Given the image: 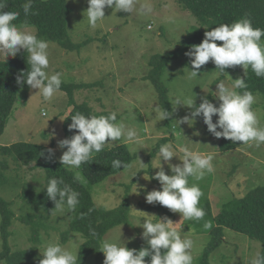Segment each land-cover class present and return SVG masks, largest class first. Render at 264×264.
Returning a JSON list of instances; mask_svg holds the SVG:
<instances>
[{
  "label": "rangeland",
  "instance_id": "obj_1",
  "mask_svg": "<svg viewBox=\"0 0 264 264\" xmlns=\"http://www.w3.org/2000/svg\"><path fill=\"white\" fill-rule=\"evenodd\" d=\"M66 3L70 9L67 36L72 43L80 46L79 49L67 50L57 42L47 40L50 63L46 71L49 75L61 72L62 83L83 86L74 88L71 94L60 89L49 101H44L36 94L38 89L20 90L7 126L0 136V146L19 141L52 146L53 154L60 162V156L67 149H61L58 141L64 136L63 120L70 108V101L86 103L94 112L115 111L117 122L123 121L135 128L142 144H128L122 138L106 145L110 147L124 143L134 159L128 167L99 183H85L96 206L110 210L126 201L129 207L127 223L109 229L101 242L115 237L121 229V239L127 242L129 249L148 247L141 236L143 229L137 226V222H143L145 213L157 216L154 219L167 216L173 223H177L175 227L181 231L182 236L187 235L193 240V264H199L203 250L212 237L211 229L203 228L204 222L211 221L213 226V217L230 200L242 197L255 186L264 185V145L257 148L242 142L233 143L223 137L216 138L207 130L202 116L196 117L192 125L184 123L178 126L176 120L190 116L191 109L176 105L175 100L177 97L182 100L196 97L195 103L198 106L202 98L206 97L218 106L219 101L212 96V92L217 90L216 84L223 80L230 87L232 79L242 78L245 70L238 65L219 74L216 66L209 61L198 70V77L189 78V71L193 69L185 52L190 46L202 42L204 38L198 40V34L205 27L176 0H139L140 4L151 5L152 11L147 16L135 12H117L106 7V17L98 22L95 29L88 25L86 15L83 16L88 7L87 0H66ZM16 26L23 30H34L37 34L33 25ZM37 38L43 39L39 36ZM261 41L264 44V40ZM217 44L222 42L217 41ZM177 49V55L165 66L159 77L167 89L170 106L169 118L160 121L155 108H164L158 100L156 87L145 76L152 68L149 60L153 55ZM253 95L256 100L252 109L257 112L259 126L264 127V95L258 91ZM217 119V116H213L214 123ZM223 139L232 142L234 148L220 150L219 145ZM166 143H172L174 150L178 144H185L193 151L214 155L212 173H206L199 181L189 177V183L198 184L203 193L199 206L206 215L199 222L181 220L180 213H173L158 203H146V192L161 188L157 180L150 178L159 171L155 169L158 166L157 152L160 145ZM180 155L182 153L177 150V156ZM4 163L6 166L3 168ZM171 163L178 164L181 161L173 157ZM162 167L166 174H172L167 164L162 162ZM68 169L74 173L77 171ZM134 174L137 175L133 177ZM81 180L84 181L83 176ZM44 184L45 171L42 167L34 163L25 164L0 153V197L11 203L10 208L14 214L8 227L9 249L14 252L32 248L30 261L42 258L37 248H42L48 241L58 242L68 248L73 242L81 245L84 241L80 233L69 230L74 212L66 209L36 211L32 202L21 196L23 190L40 191ZM26 215H35L34 220L40 221L35 239H32L30 225L20 220ZM37 215L43 217L40 219ZM260 249L261 243L258 240L225 227L222 240L210 252L209 264H250ZM76 251L79 253V248ZM104 259V254L100 258L92 254L84 263L77 264H103ZM145 259L149 261L150 257ZM0 264L6 263L1 260Z\"/></svg>",
  "mask_w": 264,
  "mask_h": 264
},
{
  "label": "clouds",
  "instance_id": "obj_2",
  "mask_svg": "<svg viewBox=\"0 0 264 264\" xmlns=\"http://www.w3.org/2000/svg\"><path fill=\"white\" fill-rule=\"evenodd\" d=\"M88 7L83 12L86 15L88 25L95 29L99 21L105 16V8L115 9L117 12L136 13L147 16L151 13L150 4H140L139 0H87ZM33 0H26L23 11L28 15L32 11ZM6 0H0V59L6 62L9 56L15 57L21 49L28 53L26 71L17 76L16 83L26 84L30 89H38L44 101L52 99L60 90L62 73L56 72L49 75V43L38 39L35 31L18 28L13 21L18 19L19 13L5 11ZM149 27H151L149 25ZM264 29L254 28L252 21L245 17L231 24H220L212 30L205 31L204 39L198 45L190 46L185 55L190 58L193 70L189 71V78L198 77V70L211 61L219 74L226 73L225 69L234 66H242L245 70L251 67L257 77H264ZM217 41L222 44H217ZM217 90L212 96L219 101L215 106L206 97L197 106L196 97L187 99L176 98V105H184L191 109L190 116L186 115L176 120L177 125L194 123L196 117L202 116L207 130L216 138H225L233 143L242 142L246 145L260 147L264 145V127L259 126L257 112L252 109L255 96L247 90L244 78L232 79L231 86H226L223 80L216 84ZM236 89H243L242 93ZM35 94V95H36ZM157 118L162 121L169 118V112L155 108ZM213 116H217L213 122ZM69 131L76 130L70 138L58 141L61 149H67L60 156V163L64 167L76 169L75 179L81 180L79 169L82 164L88 163L94 153L103 151L106 145L123 138L125 143L140 146L142 144L135 128L126 125L123 121L117 122V113L108 115L85 116L77 112L71 116ZM217 129H220L219 131ZM193 143V142H192ZM177 150L182 155L177 156ZM49 154L53 153L48 149ZM43 155V153H41ZM159 169L150 179H155L161 185L160 190L146 192L145 200L148 204L158 203L168 208L173 213H180L181 220H194L199 222L204 219L206 213L199 206L203 193L198 184H190L189 177L196 181L202 180L206 173L214 171L212 153H202L191 150L185 144H178L174 150L172 143L160 145L158 152ZM176 157L181 161L172 164ZM141 162V161H140ZM162 162L168 165L171 175L166 174ZM143 165L144 163L141 162ZM112 167L116 169L128 167L120 159L112 161ZM137 174H134L135 177ZM137 186V185H136ZM43 189H46L47 197L55 204L53 210L74 212L79 204V192L63 179L51 178ZM136 191H138L136 189ZM145 213V212H144ZM146 216L137 226L143 229L142 239L148 247L140 250L129 249L126 241L121 239L122 232L111 239H104L100 245V251L104 254L103 264H193L192 248L193 240L187 235L182 236L171 219L167 216ZM180 220V221H181ZM205 230L212 228L211 221L203 224ZM92 236L96 232L92 230ZM134 239V237H133ZM79 243L73 242L71 247L62 246L58 242L48 241L42 248H37L42 256L38 264H77ZM145 257H150L145 261ZM250 264H264V255L257 253Z\"/></svg>",
  "mask_w": 264,
  "mask_h": 264
},
{
  "label": "trees",
  "instance_id": "obj_3",
  "mask_svg": "<svg viewBox=\"0 0 264 264\" xmlns=\"http://www.w3.org/2000/svg\"><path fill=\"white\" fill-rule=\"evenodd\" d=\"M184 9L191 11L198 19L199 23L205 28L198 34V40L204 38L205 31L212 30L220 24H231L242 18H249L254 28L264 29V0H176ZM26 0H6L5 11L18 12V19L13 21L15 25H33L37 29V37L44 40L57 42L67 50L79 49V44L72 43L67 36V16L70 12L66 0H33L32 11L25 15L23 4ZM264 40V37L261 38ZM179 49L165 53L155 54L149 64L152 66L145 78L149 79L157 89L158 100L166 111H170L167 100V89L159 81V77L165 66L177 55ZM28 53L21 50L15 57L7 58L6 62L0 59V136L7 126L11 116L17 96L20 90L29 87L16 83L17 76L26 71ZM246 80L247 90L261 92L264 95V77H257L251 67L242 76ZM83 84L61 83L60 89L68 94L72 90ZM242 93L243 89H237ZM72 108L63 120L64 136L70 138L76 130L69 131L71 116L77 112L90 115H108L110 111L94 112L86 103H69ZM163 140V139H161ZM232 142L221 140L219 149L227 150L233 148ZM48 149L52 146L36 144L31 142L19 141L10 145H1L0 153L9 155L13 160L21 161L25 164L34 163L42 167L45 171V185L51 178L63 179L64 183L70 185L79 192V204L74 211L70 221L69 230L80 233L84 241L79 247L77 263H84L88 256L95 254L98 258L102 256L100 251L101 240L105 233L114 226L125 224L128 221V204L124 201L119 206L106 210L95 205L91 192L85 183L93 185L103 181L110 175H114L125 168L116 169L112 167V161L120 159L124 164L130 165L134 155L129 151L126 144L121 143L115 146H105L103 151L94 153L92 159L82 164L80 171L84 178L76 180L75 173L64 167L54 156L49 154ZM43 153V155H41ZM5 163L2 164L4 168ZM43 187V188H44ZM40 191L23 190L21 196L28 199L33 204L36 211H49L54 209L55 204L47 197L46 189ZM10 202L0 197L1 223L0 231L2 238V251L0 253V263L4 260L6 264H38L36 258L30 261L33 250H17L10 252L8 245L9 230L11 219L14 216ZM41 219L43 215H37ZM35 215L22 216L20 220L29 224L32 231V239L37 236V229L40 221L34 220ZM38 218V219H39ZM211 241L203 250L199 264H209L210 252L216 248L222 240L223 228L227 227L237 232L243 233L248 237L258 240L261 243L260 254L264 255V185L253 187L245 195L230 200L225 208L213 217ZM94 230L96 236H92ZM65 232L63 237H65ZM147 262L148 260L145 259Z\"/></svg>",
  "mask_w": 264,
  "mask_h": 264
},
{
  "label": "crops",
  "instance_id": "obj_4",
  "mask_svg": "<svg viewBox=\"0 0 264 264\" xmlns=\"http://www.w3.org/2000/svg\"><path fill=\"white\" fill-rule=\"evenodd\" d=\"M69 107H70L69 109H71V108H72V105H70ZM69 109H68V112L70 111ZM68 112H67L66 114H68ZM65 116H66V115H65ZM233 145H234V144H233ZM233 148H234V147H233ZM231 149H232V148H231ZM52 150H53V148H52Z\"/></svg>",
  "mask_w": 264,
  "mask_h": 264
}]
</instances>
